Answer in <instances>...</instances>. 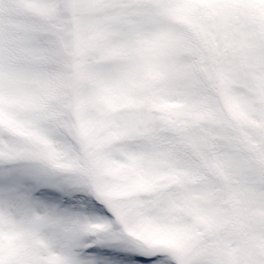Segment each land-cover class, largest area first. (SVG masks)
<instances>
[{
	"label": "snow or ice",
	"instance_id": "6c2138e0",
	"mask_svg": "<svg viewBox=\"0 0 264 264\" xmlns=\"http://www.w3.org/2000/svg\"><path fill=\"white\" fill-rule=\"evenodd\" d=\"M0 264H264V0H0Z\"/></svg>",
	"mask_w": 264,
	"mask_h": 264
}]
</instances>
